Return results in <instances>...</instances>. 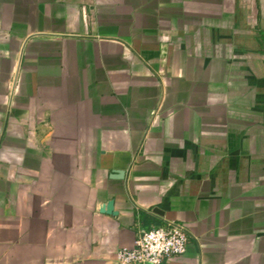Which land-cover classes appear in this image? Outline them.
<instances>
[{
    "label": "crops",
    "instance_id": "1",
    "mask_svg": "<svg viewBox=\"0 0 264 264\" xmlns=\"http://www.w3.org/2000/svg\"><path fill=\"white\" fill-rule=\"evenodd\" d=\"M163 220L167 264H264V0H0V264Z\"/></svg>",
    "mask_w": 264,
    "mask_h": 264
},
{
    "label": "built area",
    "instance_id": "2",
    "mask_svg": "<svg viewBox=\"0 0 264 264\" xmlns=\"http://www.w3.org/2000/svg\"><path fill=\"white\" fill-rule=\"evenodd\" d=\"M191 237L189 229L175 221L139 226L133 244L117 252V264H167L187 252Z\"/></svg>",
    "mask_w": 264,
    "mask_h": 264
},
{
    "label": "water",
    "instance_id": "3",
    "mask_svg": "<svg viewBox=\"0 0 264 264\" xmlns=\"http://www.w3.org/2000/svg\"><path fill=\"white\" fill-rule=\"evenodd\" d=\"M113 174L117 179H124L125 178V172L124 171H115ZM114 204L115 203L113 200L109 201L107 204H105L101 208V213H105V214L113 215V216L118 215V213L115 211V205ZM154 212L159 214L160 211H159V209H156Z\"/></svg>",
    "mask_w": 264,
    "mask_h": 264
},
{
    "label": "trees",
    "instance_id": "4",
    "mask_svg": "<svg viewBox=\"0 0 264 264\" xmlns=\"http://www.w3.org/2000/svg\"><path fill=\"white\" fill-rule=\"evenodd\" d=\"M147 228V227H146ZM148 228H150V227H148Z\"/></svg>",
    "mask_w": 264,
    "mask_h": 264
}]
</instances>
